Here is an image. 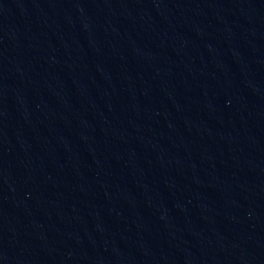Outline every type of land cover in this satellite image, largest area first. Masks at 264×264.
<instances>
[{
    "label": "water",
    "instance_id": "95a60500",
    "mask_svg": "<svg viewBox=\"0 0 264 264\" xmlns=\"http://www.w3.org/2000/svg\"><path fill=\"white\" fill-rule=\"evenodd\" d=\"M0 264H264V0H0Z\"/></svg>",
    "mask_w": 264,
    "mask_h": 264
}]
</instances>
